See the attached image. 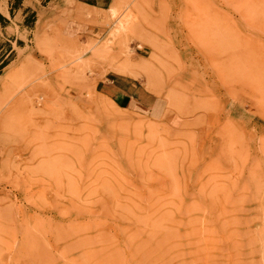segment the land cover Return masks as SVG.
I'll list each match as a JSON object with an SVG mask.
<instances>
[{"label": "rangeland", "instance_id": "rangeland-1", "mask_svg": "<svg viewBox=\"0 0 264 264\" xmlns=\"http://www.w3.org/2000/svg\"><path fill=\"white\" fill-rule=\"evenodd\" d=\"M15 16L10 38L46 51ZM100 16L63 62L44 53L50 72L0 86V264H264V0H114ZM106 69L141 75L163 118L98 94Z\"/></svg>", "mask_w": 264, "mask_h": 264}, {"label": "crops", "instance_id": "crops-1", "mask_svg": "<svg viewBox=\"0 0 264 264\" xmlns=\"http://www.w3.org/2000/svg\"><path fill=\"white\" fill-rule=\"evenodd\" d=\"M14 1L16 0L12 2L11 0H0L1 87H10V79H13L22 69L28 70L30 74L31 67H26V64L41 65L44 72H50L53 67L48 60L47 53H52L51 57L54 58L55 64L63 62V44L66 46L75 45L79 49L80 45H84L88 39L96 36L97 30H99L97 23L101 20V13L108 11L114 2V0H17V5L12 8ZM3 7L6 8L8 16L2 12ZM76 10L84 17V22L73 18ZM28 12L33 15L31 31L39 30L40 38L44 39L46 49L44 52L32 44H24L20 47L18 41L21 40L16 36L10 38L7 34V31L12 28L11 23L15 19V15L20 13L24 18ZM25 48V52L29 54L24 52L21 57L19 51ZM17 64L18 66L13 68ZM46 77L51 84L52 76ZM93 81L95 91L112 100L121 110L130 114L146 116L150 120H159L165 115L161 98L145 87L141 75L124 76L107 69L104 73L98 70ZM19 97L24 96L19 95L17 99ZM156 109L157 116L152 114ZM3 112H0V116Z\"/></svg>", "mask_w": 264, "mask_h": 264}, {"label": "bare ground", "instance_id": "bare-ground-1", "mask_svg": "<svg viewBox=\"0 0 264 264\" xmlns=\"http://www.w3.org/2000/svg\"><path fill=\"white\" fill-rule=\"evenodd\" d=\"M3 12L7 15V12L5 11V8L3 7ZM131 17V16H130ZM128 24V23H127ZM127 27V25H126Z\"/></svg>", "mask_w": 264, "mask_h": 264}]
</instances>
